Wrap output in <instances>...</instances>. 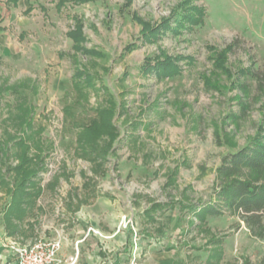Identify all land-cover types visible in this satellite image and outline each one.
Wrapping results in <instances>:
<instances>
[{
    "label": "rangeland",
    "instance_id": "rangeland-1",
    "mask_svg": "<svg viewBox=\"0 0 264 264\" xmlns=\"http://www.w3.org/2000/svg\"><path fill=\"white\" fill-rule=\"evenodd\" d=\"M0 59V143L32 107L46 165L38 234L15 244L60 238L77 264H264L239 216L195 214L264 126V0H0Z\"/></svg>",
    "mask_w": 264,
    "mask_h": 264
},
{
    "label": "trees",
    "instance_id": "trees-1",
    "mask_svg": "<svg viewBox=\"0 0 264 264\" xmlns=\"http://www.w3.org/2000/svg\"><path fill=\"white\" fill-rule=\"evenodd\" d=\"M160 67L162 66L159 65L156 69H161ZM262 81L259 89L264 93V78ZM25 108L28 110L24 112L25 116L20 117L17 124L19 134L13 136L12 146L4 150L7 145L0 143L2 146L0 152L4 154L6 160H9L13 149L20 151L16 152L19 164L14 168L5 167L4 177L0 182L8 199L2 210L4 222L7 229L13 233L19 232L16 223L23 224L44 193L41 174L45 171L46 165L44 158L41 157L44 150L40 151L44 144L34 133L32 107ZM78 135L84 157L85 154L91 153V150L96 151L95 146L99 145L97 139L99 132L95 124L86 126L83 130L79 129ZM84 141L87 146L84 145ZM36 151L40 154H33ZM98 157L99 155L95 158L96 161ZM11 173H15L13 181ZM217 182L216 199L198 208V212H195L196 218L205 223L208 218L221 216L228 211L241 218L251 236L264 240V126L246 146L223 158L217 169ZM162 207H164L162 204H154L150 211L158 212Z\"/></svg>",
    "mask_w": 264,
    "mask_h": 264
},
{
    "label": "built area",
    "instance_id": "built-area-1",
    "mask_svg": "<svg viewBox=\"0 0 264 264\" xmlns=\"http://www.w3.org/2000/svg\"><path fill=\"white\" fill-rule=\"evenodd\" d=\"M17 264H77L78 252L63 256L62 239H37L29 245H12Z\"/></svg>",
    "mask_w": 264,
    "mask_h": 264
},
{
    "label": "crops",
    "instance_id": "crops-1",
    "mask_svg": "<svg viewBox=\"0 0 264 264\" xmlns=\"http://www.w3.org/2000/svg\"><path fill=\"white\" fill-rule=\"evenodd\" d=\"M4 195H5V193H4ZM40 199H41V197L38 199V201L35 205V208L33 209L31 215L27 219H25L23 224L16 223V225L18 226L19 232H14V233H13V231H11V230L9 231L7 229L6 224L4 222L2 210L7 205V202L3 205V208L0 210V216L2 219V223L0 222V224H2V225H0V264H15L14 263L15 256H14V251L12 249V245L15 243H18L17 240H19L18 239L19 235H20V233H22L23 230L25 232L27 230H31L33 232V234L35 233L34 236H37L38 229H37V224H36L37 219H35L36 218L35 213H36V211H38L40 209V207L38 205V202L40 201ZM80 204L81 203L79 202V206H81ZM71 205H73V204L71 203ZM79 208L80 207H78V209ZM71 209H72V206H71ZM34 215H35V218H34V220H32L31 217H33ZM35 240H37V237H36V239L31 240L30 242L26 241L25 244L29 245L32 242H34ZM170 249L171 248H168L165 251H172L173 250V249H171V250ZM77 252L79 253L78 248H77ZM203 264H210V263H208L206 260ZM219 264H222V263L220 262Z\"/></svg>",
    "mask_w": 264,
    "mask_h": 264
}]
</instances>
